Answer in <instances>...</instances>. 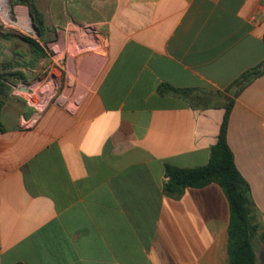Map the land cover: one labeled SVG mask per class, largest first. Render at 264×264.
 Here are the masks:
<instances>
[{
  "label": "crops",
  "instance_id": "obj_1",
  "mask_svg": "<svg viewBox=\"0 0 264 264\" xmlns=\"http://www.w3.org/2000/svg\"><path fill=\"white\" fill-rule=\"evenodd\" d=\"M42 10L46 39L87 28L105 37L108 61L68 104L21 108L13 91L0 109V264H230L223 188L169 197L165 165L208 163L226 89L264 62V0H45ZM163 84L226 96L194 108ZM227 137L264 225V75L236 98Z\"/></svg>",
  "mask_w": 264,
  "mask_h": 264
},
{
  "label": "trees",
  "instance_id": "obj_2",
  "mask_svg": "<svg viewBox=\"0 0 264 264\" xmlns=\"http://www.w3.org/2000/svg\"><path fill=\"white\" fill-rule=\"evenodd\" d=\"M29 6L39 38L47 41L45 34L49 31L45 16L34 0H14ZM34 62L45 58L46 53L41 44L33 38L25 37ZM25 79L23 73H19ZM264 75V62L247 70L226 92L230 94L222 104L224 116L217 136L216 143L210 151V158L206 165L181 168L171 164L165 165V195L173 198L182 196L187 188H202L211 183L219 184L230 204L231 221L229 225L228 251L230 264H259L255 242L264 246V225L260 220V212L252 198L251 186L239 171L235 163V155L228 144V125L231 111L236 98L254 80ZM10 81L0 73V109L4 106L10 94ZM161 94H171L186 99L194 108H206L219 104L218 99L225 93L221 91L200 90L196 88H176L169 84L160 87ZM218 98V99H217ZM0 127L2 124L0 121Z\"/></svg>",
  "mask_w": 264,
  "mask_h": 264
},
{
  "label": "rangeland",
  "instance_id": "obj_3",
  "mask_svg": "<svg viewBox=\"0 0 264 264\" xmlns=\"http://www.w3.org/2000/svg\"><path fill=\"white\" fill-rule=\"evenodd\" d=\"M44 1L34 0L42 12ZM7 10L9 13H3ZM31 18L27 4L0 0V46L4 47L3 54H0V73L11 81L10 92L18 90V86L23 87V93L17 91L20 95L13 96L21 108L27 105L41 109L55 100L68 104L79 99L106 68L108 49L105 37L83 27H73L67 33L62 29L58 33L53 28L54 33L44 41L37 36ZM28 35L39 40L45 58L34 62L23 39ZM19 73H26L25 79H19Z\"/></svg>",
  "mask_w": 264,
  "mask_h": 264
},
{
  "label": "built area",
  "instance_id": "obj_4",
  "mask_svg": "<svg viewBox=\"0 0 264 264\" xmlns=\"http://www.w3.org/2000/svg\"><path fill=\"white\" fill-rule=\"evenodd\" d=\"M21 89H23V87H22V86H19V87H18V90H16L14 93L17 94V95H20V93H17V91L22 92ZM22 93H23V92H22ZM36 108H37V107H36Z\"/></svg>",
  "mask_w": 264,
  "mask_h": 264
},
{
  "label": "bare ground",
  "instance_id": "obj_5",
  "mask_svg": "<svg viewBox=\"0 0 264 264\" xmlns=\"http://www.w3.org/2000/svg\"><path fill=\"white\" fill-rule=\"evenodd\" d=\"M2 9H3V10L5 9V5H4V4H2ZM3 13L7 14V13H9V12H8V10H7V11H3Z\"/></svg>",
  "mask_w": 264,
  "mask_h": 264
},
{
  "label": "water",
  "instance_id": "obj_6",
  "mask_svg": "<svg viewBox=\"0 0 264 264\" xmlns=\"http://www.w3.org/2000/svg\"><path fill=\"white\" fill-rule=\"evenodd\" d=\"M32 19V18H31ZM33 27L35 28V26L33 25ZM36 33H37V36H39V33L36 31Z\"/></svg>",
  "mask_w": 264,
  "mask_h": 264
}]
</instances>
